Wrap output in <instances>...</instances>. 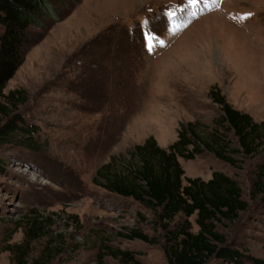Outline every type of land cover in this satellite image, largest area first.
Wrapping results in <instances>:
<instances>
[{"label": "rangeland", "instance_id": "1", "mask_svg": "<svg viewBox=\"0 0 264 264\" xmlns=\"http://www.w3.org/2000/svg\"><path fill=\"white\" fill-rule=\"evenodd\" d=\"M58 1L59 19L30 29L37 39L2 89L20 91L6 108L30 126L37 148L18 145V133L0 139V264H130L118 250L166 264L154 214L92 177L147 136L165 148L179 123L196 122L207 138L220 114L210 86L254 121L264 117V0ZM145 33L154 34L151 52ZM222 135L238 149L231 132ZM227 152L232 165L209 151L177 157L181 182L213 171L234 179L246 207L216 220L215 230L242 264H252L247 256L264 261V201L253 191L264 147L249 156ZM129 229L150 241L124 238Z\"/></svg>", "mask_w": 264, "mask_h": 264}, {"label": "trees", "instance_id": "2", "mask_svg": "<svg viewBox=\"0 0 264 264\" xmlns=\"http://www.w3.org/2000/svg\"><path fill=\"white\" fill-rule=\"evenodd\" d=\"M62 4L58 0H0V98L4 100L0 101V139L3 142H12L10 138L18 133L21 135L18 145L33 151L37 148V142L31 138L33 130L30 126L27 127L16 114L10 117L6 108L8 104L15 105L20 91L9 90L3 94L2 89L21 63L25 47L37 39L30 29L45 28L47 21H57L58 5ZM207 96L220 111L212 119L213 129L207 138L196 131V122L179 123L175 140L165 148L158 146L152 136H147L141 143L132 145L126 157L109 158L92 177L105 190L129 197L154 214L155 221L164 231L166 264H204L210 257L231 264L243 262L242 254L223 244L224 239L214 225L216 220L232 219L245 209L236 181L220 171H213L205 181L198 177H184L185 183L182 184L183 170L177 157L190 160L209 151L232 165L235 161L227 150H239L249 156L259 146L264 147V117L256 122L246 112L233 108L214 85L209 87ZM222 132H231L238 149L227 146ZM253 188L264 201V166L259 167ZM192 214L197 226L195 233L190 231L188 220ZM176 216L182 217L175 220ZM122 236L129 240L150 241L137 229H129ZM116 253L130 264H142L128 251L118 250ZM245 258L252 264H264L254 257Z\"/></svg>", "mask_w": 264, "mask_h": 264}, {"label": "snow or ice", "instance_id": "3", "mask_svg": "<svg viewBox=\"0 0 264 264\" xmlns=\"http://www.w3.org/2000/svg\"><path fill=\"white\" fill-rule=\"evenodd\" d=\"M190 3H196L197 0H189ZM252 14L251 13H247L244 16H242V19H247L248 17H250ZM153 35L154 34H150V33H145V40H146V47L148 48V51H152V40H153ZM162 43V41H161Z\"/></svg>", "mask_w": 264, "mask_h": 264}]
</instances>
